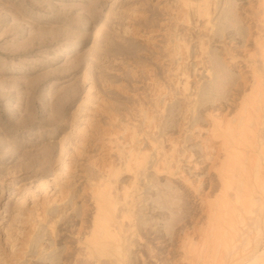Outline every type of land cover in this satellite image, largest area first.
<instances>
[{
  "label": "rangeland",
  "instance_id": "obj_1",
  "mask_svg": "<svg viewBox=\"0 0 264 264\" xmlns=\"http://www.w3.org/2000/svg\"><path fill=\"white\" fill-rule=\"evenodd\" d=\"M200 1L0 0V249L18 228L23 264H72L94 222L122 220L124 264H264L245 176L264 168V0ZM61 158L74 186L54 197ZM41 184L33 231L16 203Z\"/></svg>",
  "mask_w": 264,
  "mask_h": 264
},
{
  "label": "bare ground",
  "instance_id": "obj_2",
  "mask_svg": "<svg viewBox=\"0 0 264 264\" xmlns=\"http://www.w3.org/2000/svg\"><path fill=\"white\" fill-rule=\"evenodd\" d=\"M197 1V0H196ZM200 1V0H199ZM203 1V0H202ZM188 3V2H187ZM199 3H202L201 1L199 2ZM198 3V4H199ZM210 3V2H209ZM211 3H212V1H211ZM195 4V3H194ZM193 4V5H194ZM206 5V7H205V5ZM189 6V5H188ZM198 6V5H197ZM207 6H209V5H207V2H204L202 5H200L198 8H197V12H198V14L200 15V16H203V15H211V12L210 13H208V11H209V9H211V7H209V9L207 10ZM183 8H184V6H182ZM203 7H205V8H203ZM185 8H187V7H185ZM189 8H190V6H189ZM192 8V7H191ZM190 8V9H191ZM195 8V10H196V6L194 7ZM189 9H187L186 11H188ZM191 12H193V11H191ZM213 12V11H212ZM178 13V12H177ZM204 13H207V14H204ZM186 14H188L187 12H186ZM193 14V13H192ZM213 14V13H212ZM181 15V14H180ZM207 15V16H208ZM178 16V15H177ZM189 18V17H188ZM187 18V19H188ZM199 19H200V17H198ZM180 19V18H179ZM177 21H178V19H177ZM188 21V20H187ZM210 21V20H209ZM207 24H208V26H209V23H208V21L206 22ZM206 23H204L206 26H207V24ZM205 25H204V27H205ZM207 28V27H206ZM205 29V28H204ZM203 42V41H202ZM201 43V42H200ZM203 45V44H202ZM180 48H178V49H182L181 48V46H179ZM183 47V46H182ZM203 48V47H202ZM177 49V48H176ZM186 49V48H185ZM178 51V50H177ZM204 53V52H203ZM185 60V59H184ZM235 60V59H234ZM234 64V63H233ZM179 67H180V65H179ZM185 70V69H184ZM180 71V70H179ZM187 73V72H186ZM176 74V73H175ZM185 75V74H184ZM176 76H179V75H176ZM188 76V75H187ZM186 76V77H187ZM88 78L86 77L85 78V80H87ZM180 79V78H179ZM189 78L187 77V81H189L188 80ZM187 83V82H186ZM184 85H185V83H184ZM186 86V85H185ZM92 86L90 85V87H89V93L92 91ZM257 120V119H256ZM260 120V119H259ZM259 123V122H258ZM257 123V124H258ZM214 126V129L212 130V136L216 139H218V138H222L221 140H222V142H226L227 141V138H228V131L227 130H223V131H220V129H217V127L218 126H220L218 123H216L215 122V125H213ZM258 126H260V125H258ZM257 129V128H256ZM263 132V131H262ZM256 134V133H255ZM264 134V133H263ZM262 135V134H261ZM255 136V135H254ZM257 136V137H256ZM255 137H254V140L253 141H255V143H254V145L257 143V145H258V140H260V138H261V136H260V138L258 139V135H256ZM262 138H263V136H262ZM213 139V138H212ZM261 141V140H260ZM256 145V146H257ZM263 145V144H262ZM255 146V147H256ZM264 146V145H263ZM111 149V148H110ZM131 149V148H130ZM261 149V148H260ZM132 150H134V149H132ZM254 150V149H253ZM260 151V150H259ZM122 152V151H121ZM133 152H135V151H133ZM261 152H262V149H261ZM264 152V151H263ZM131 153V152H130ZM132 154V153H131ZM130 154V155H131ZM256 154V153H255ZM255 154H254V158H253V160L254 159H256L257 160V162H258V156H255ZM133 155H135L134 153H133ZM253 155V154H252ZM251 155V156H252ZM257 155V154H256ZM128 156H129V153H128ZM132 156V155H131ZM253 157V156H252ZM131 158V157H130ZM121 159V158H120ZM135 159V158H134ZM133 158L131 159V160H134ZM261 159V158H260ZM161 160V159H160ZM167 160H169V159H167ZM166 160V161H167ZM256 160H254L255 162H256ZM127 162H130V160H126ZM165 161V160H164ZM164 161H162L163 163H165ZM260 161V160H259ZM257 162H256V164H257ZM161 163V162H160ZM166 164V163H165ZM159 165V163L157 164V166ZM161 165H162V163H161ZM157 166H156V168H157ZM165 166H168V165H165ZM260 165H256V167H258V168H256L257 170H253L252 172H251V174L249 173V174H247V175H245V176H247L248 177V179H249V181L251 182H254L255 183V185L257 186V188H262L263 189V187H264V168H262L261 169V167H259ZM263 166V165H262ZM158 168H159V166H158ZM161 168H164V167H161ZM165 169V168H164ZM166 169H167V167H166ZM70 170H72V169H70L69 168V166L67 165V162H66V159L65 158H61L60 160H59V163H58V169H56L55 171H53L52 173H51V176L53 177V181L51 182V184H49L50 186H52L53 187V189L52 190H54L55 191V193H53V195L52 196H54V197H57V195H63L64 194V192H63V190H65V189H70V188H72L74 185L72 184V182H73V178H74V176H72L71 174H70ZM74 171V170H73ZM72 173V172H71ZM242 176V175H241ZM241 176H238V179H239V177L241 178ZM75 177H76V175H75ZM236 177H237V175H236ZM243 180V179H242ZM240 182V181H239ZM241 183V182H240ZM249 183V182H248ZM244 184H245V182H244ZM43 185L44 184H41L40 186H39V188L38 189H36V190H34V191H28V190H25L24 192H22L21 193V198H19V201L16 203V205L18 206V212L19 213H21V211H24V210H27L26 212H28V213H30V215H32L33 216V213H35L34 215L35 216H37V217H34L33 219H34V223H33V226H32V228H34V229H32L33 231L34 230H37L36 229V227L37 226H39V225H41L42 224V222H45V220L46 219H48L47 218V208L51 205V200H49V201H47V198H48V192H46V191H43L42 190V188H43ZM241 185V184H240ZM243 185V184H242ZM246 185V184H245ZM250 186H254V185H251L250 184ZM44 187H45V185H44ZM47 187V186H46ZM49 187V186H48ZM47 187V188H48ZM256 188V187H255ZM261 188H260V190H261ZM253 189V188H252ZM52 190H50L49 192H51ZM259 190V189H258ZM262 192V191H261ZM255 193V197L257 196V192H254ZM261 196V195H260ZM60 197V196H59ZM262 197H264V196H262ZM57 199V198H56ZM263 199V198H262ZM62 200V199H61ZM48 203H47V202ZM52 201H54V200H52ZM63 201V200H62ZM256 202H257V200H255ZM259 201V200H258ZM51 202V203H50ZM202 202V201H201ZM263 202V201H262ZM28 203H32V205H33V207L31 208L30 207V209H27L28 207H27V204ZM45 203L46 204H49V206L47 207V206H45ZM61 203V202H60ZM59 203V204H60ZM63 203V202H62ZM203 203V202H202ZM253 203V202H252ZM261 203V202H260ZM53 204H54V202H53ZM52 204V205H53ZM254 204V203H253ZM51 205V206H52ZM99 206V205H98ZM212 206V205H211ZM263 207H264V205H262ZM261 206V207H262ZM100 207V206H99ZM99 207L97 208V210H99ZM17 208V207H16ZM50 209V208H49ZM101 209H103L102 207H101ZM101 209H100V211H101ZM29 210V211H28ZM47 210V211H46ZM132 210V209H131ZM264 210V209H263ZM41 211V212H40ZM100 211H99V213H100ZM211 211V210H210ZM260 211H261V209H260ZM19 213H18V215H19ZM24 213V212H23ZM99 213H96V214H98L97 215V218H100L101 216H100V214ZM27 214V213H26ZM257 214V213H256ZM17 215V214H16ZM28 215V214H27ZM256 216V215H255ZM263 216V215H262ZM16 217H18V216H16ZM20 218L22 217L21 215L19 216ZM125 217V215L124 216H122V218H124ZM32 218V217H31ZM37 218V220H35ZM50 218V217H49ZM255 218V217H254ZM256 218H257V216H256ZM17 219V218H16ZM23 219V218H22ZM96 219V218H95ZM26 220H28V219H26ZM258 222L256 221V219L255 220H253L254 222H251V223H260L261 224V222H260V220L261 219H259L258 218ZM14 221V220H13ZM17 221H19V219L17 220ZM16 220H15V222H17ZM37 221V222H36ZM48 221V220H47ZM98 221V220H97ZM22 222V225H23V223L24 224H27L28 225V223H30L29 221H25L24 220V222L23 221H21ZM14 223V222H13ZM38 225H37V224ZM46 223V222H45ZM119 224H118V226H116V229H119V233H117V234H115L113 231H111L108 227H106L100 220L97 222V223H95L94 222V230L92 231V232H90L91 234H89L90 235V237L88 236V239H84L85 241H83V242H81V243H83V245H85V248L83 249V251L84 250H86V253L85 252H83V256H85V258L84 259H78V257L77 256H80V255H77L76 257L77 258H75V262H73L74 264H124L125 263V256H126V254H125V246H124V242H125V234H126V232H122V231H124V221H120V222H118ZM15 224V223H14ZM13 224V225H14ZM16 225H17V223H16ZM20 225V224H19ZM18 225V226H19ZM26 225V226H27ZM254 226H255V224H253ZM12 226V225H11ZM11 226H9V227H11ZM15 226V225H14ZM13 227V226H12ZM23 227H25L24 225H23ZM256 227V226H255ZM257 227L259 228V224L257 225ZM30 228V227H29ZM215 228L216 227H214V228H208L209 230H210V234H209V236L212 234L213 235V239H215V240H213V239H211L212 240V242L214 241V243H215V241H217V236H218V234H220V232L218 231V232H216L215 231ZM11 229V228H10ZM31 229V228H30ZM39 229V228H38ZM207 229V230H208ZM7 230H9L8 228H7ZM26 230V229H25ZM212 231V232H211ZM7 232V231H6ZM13 232V231H12ZM30 232V231H29ZM29 232H27V233H29ZM8 233V232H7ZM11 233V232H10ZM15 235L17 236V238L16 239H13V240H11L13 237H15V235L13 236L12 235V233H11V235H9V237H8V239L5 241L4 240V242L6 243V245H7V243H8V245H10L11 244V246H9V247H11V253L10 252H7V247H5V248H2V249H0V264H7L8 263V261H9V259H12V260H10V262L11 263H13V264H23L21 261H23V259H24V257L25 256H28L29 254H27V249H28V247H29V244H30V242L32 241V235L31 234H27V233H25V231L24 230H19L18 228L15 230ZM6 234V233H5ZM7 236V235H6ZM207 237H208V235H206ZM82 239V238H81ZM81 239H80V241H81ZM31 240V241H30ZM1 241V240H0ZM30 241V242H29ZM79 241V240H78ZM14 242L16 243V244H14ZM19 242V243H18ZM28 242H29V244H28ZM10 243V244H9ZM18 243V244H17ZM78 243H80V242H78ZM80 243V244H81ZM214 243H212V244H214ZM41 244V243H40ZM41 245H43V244H41ZM5 246V245H4ZM18 246H20V248L19 249H17V247ZM2 247V246H1ZM16 248V249H15ZM10 249V248H9ZM237 252H238V250H236ZM9 253V254H8ZM112 253H114V255H113V259H111L110 261H106V259H103L104 257L106 258V257H109V256H112L111 254ZM239 253V252H238ZM27 254V255H26ZM78 254V253H77ZM81 254V253H80ZM237 254V253H236ZM262 256V255H261ZM261 256H257V257H255V259H254V261H252V263L251 264H259V260L262 258ZM261 257V258H260ZM263 257H264V254H263ZM260 258V259H259ZM30 260V259H29ZM262 261V260H261ZM10 263V264H11ZM25 263V262H24ZM31 263V262H30ZM30 263H27V264H30ZM72 263V264H73ZM32 264V263H31ZM244 264H249V263H244Z\"/></svg>",
  "mask_w": 264,
  "mask_h": 264
}]
</instances>
